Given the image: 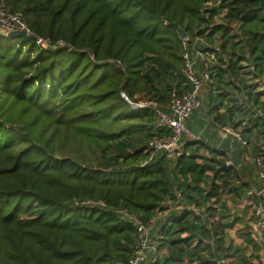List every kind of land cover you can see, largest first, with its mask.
I'll use <instances>...</instances> for the list:
<instances>
[{
	"label": "trees",
	"instance_id": "obj_1",
	"mask_svg": "<svg viewBox=\"0 0 264 264\" xmlns=\"http://www.w3.org/2000/svg\"><path fill=\"white\" fill-rule=\"evenodd\" d=\"M5 1L23 14L30 32L65 45L44 48L29 37L0 35V264H127L137 223L118 210L148 223L175 193L163 154L139 166L147 140L165 131L153 124V110L133 109L121 92L134 101L146 94L159 99L157 83L178 88L186 81L179 30L211 42L218 34L221 51L210 74L216 100L245 111L248 80L264 74V13L256 0H220L217 7L206 6L216 0ZM221 13L222 22L214 20ZM184 158L181 195L197 188L205 167L212 171L202 199H194L211 221L195 224L187 209L169 216L177 232L188 233L177 240L186 244V260L172 264H217L218 258L264 264L263 249L241 218L225 225L216 218L213 205L236 198L241 187L231 183L233 168L216 172L184 153L177 163ZM238 222L240 247L226 228Z\"/></svg>",
	"mask_w": 264,
	"mask_h": 264
},
{
	"label": "crops",
	"instance_id": "obj_2",
	"mask_svg": "<svg viewBox=\"0 0 264 264\" xmlns=\"http://www.w3.org/2000/svg\"><path fill=\"white\" fill-rule=\"evenodd\" d=\"M198 70H200V67H198ZM214 84L212 80L207 81L205 86L198 90L200 105L184 121L186 131L181 137V147L186 156H197L195 159L196 163L204 165V167L213 165L216 172L221 162H225L227 164L226 167L233 168L235 175L231 183L241 186L238 189L237 197L230 198V195H226L224 199L218 201L213 207L217 209L216 218L220 219L222 224L225 225L234 222V220L236 221L237 218H241L242 223L247 224L249 230L254 221L252 207L256 199L250 196L248 191L252 186L257 187L259 185L255 157L261 153L264 158V109L259 108L260 103H264V92H262L264 87L257 85L256 89L251 88V97L249 98L250 101L247 102V109L241 111L231 108V101L227 98L220 105V102L216 100L217 92L214 90ZM156 86L158 98L164 100L168 89L175 86V84L173 83L169 87L162 89H160L161 84L157 83ZM177 87L182 91L190 89L187 81L180 82ZM229 88L230 86L226 87V89ZM255 96H258L257 100L254 98ZM262 110L263 118L254 119L250 117L252 111L261 113ZM225 125L231 126L235 132H239L242 136V141L232 134L224 136L222 127ZM146 140H143V143ZM214 158H222V161L216 162ZM188 161V158H184L182 162L177 163L178 161L172 162L165 158L164 167L173 183V193H180L176 186L183 183L184 178L179 173V168L185 167V162L188 164ZM211 178V169H206L205 167V172L200 183L197 184V188H194V186L189 188L186 193H183L178 198L172 194L170 199L163 203V206H167V208L158 210L151 216L153 220L152 227L149 230L151 238L160 239L162 237L158 242L156 252L159 259L157 264H172L178 260H186V253L184 252L186 244L177 240L187 237L188 233L177 232V226L169 218L174 212L176 213L182 209L191 210L196 215L195 224L206 222L209 226L211 218L206 213H203L204 206L195 204L194 199H202L204 195V190L202 191V189H206L209 186ZM208 204L210 203L208 202ZM242 223L238 222L231 228L226 227L230 239L235 246L239 247L245 244L243 238L240 237V231L243 228ZM234 239L237 241L234 242ZM196 240L197 237L193 238L189 246H193ZM250 253L251 247L247 250V257ZM262 255L264 257V252ZM150 256L151 252L146 255L145 261L141 264H148ZM263 257L262 259L264 260Z\"/></svg>",
	"mask_w": 264,
	"mask_h": 264
},
{
	"label": "built area",
	"instance_id": "obj_3",
	"mask_svg": "<svg viewBox=\"0 0 264 264\" xmlns=\"http://www.w3.org/2000/svg\"><path fill=\"white\" fill-rule=\"evenodd\" d=\"M220 0L206 3L207 7H217ZM223 13L215 15L213 18L217 20ZM25 31L27 34L32 33L27 28V23L23 14L14 11L5 2L0 0V35L8 36L13 31ZM35 41L41 47H59L64 46L65 42L57 40L51 42L49 38L37 37ZM183 43V65L181 72L186 78L188 84H192L194 89L181 91L175 86L168 89L166 98L155 99L151 95L137 96L134 101H131L124 92L121 96L131 105L133 109L149 108L154 112L153 123L156 127L161 128L165 133L160 135H153L147 140L146 148L144 150L146 157L140 161L139 166H146L152 163L161 154L166 159L176 162L180 156L183 155L181 147V137L185 133L186 128L184 121L200 105L198 98V90L205 86V82L211 81L210 74L213 67L218 64L220 46L211 45L206 37L194 36L192 38H182ZM202 45V47H201ZM200 67V70H198ZM222 133L224 136L232 134L242 141V136L239 132H235L231 126H223ZM255 164L258 169L259 185L251 187L248 194L256 199L253 205L254 221L250 226V238L253 241L259 242L264 240V158L263 156L255 157ZM175 197H180L179 192H175ZM86 204L100 205L105 204L100 200H86ZM118 213L123 217L131 216L134 222L138 224L137 240L135 248L132 250L127 264H141L145 261L146 255L151 252L148 264H154L157 261V241L150 239L149 229L147 223H143L138 216L129 213L127 209H119ZM217 264H229L226 259L218 258Z\"/></svg>",
	"mask_w": 264,
	"mask_h": 264
},
{
	"label": "rangeland",
	"instance_id": "obj_4",
	"mask_svg": "<svg viewBox=\"0 0 264 264\" xmlns=\"http://www.w3.org/2000/svg\"><path fill=\"white\" fill-rule=\"evenodd\" d=\"M1 1H3V2H6L5 0H1ZM6 4L8 5V3L6 2ZM9 6V5H8ZM10 7V6H9ZM220 18V17H219ZM219 18H217V20H219V21H217V22H222L221 20H222V17L219 19ZM236 32H238V31H232V32H230L231 33V35L232 34H235ZM238 39V37L237 38H233V39H231V41L233 40V41H236ZM213 41L214 42H211L210 40H209V43L211 44V45H213L214 43H216V45H219L220 43H221V40L218 38V34H215V36H214V39H213ZM201 47H202V45H201ZM244 63H241L242 65H246L247 64V61H243ZM245 68H246V66H244ZM246 70V69H245ZM258 77H256V76H254V78H251L250 80H248L249 82L247 83L251 88H257L258 86L257 85H259V86H263L264 87V74H262V75H257ZM257 78V80H255L256 78ZM254 84H256V85H254ZM254 86V87H253ZM140 95V94H139ZM184 168V167H183ZM180 173V172H179ZM182 177H183V175H181ZM252 212H253V207H252ZM128 219H130V220H132V221H134V219L131 217V216H129V217H127ZM152 224H153V220H152V218H150L149 219V222L147 223V228L150 230V228L152 227ZM136 240H137V235H136ZM237 240H235L234 239V242H236ZM264 258V257H263Z\"/></svg>",
	"mask_w": 264,
	"mask_h": 264
},
{
	"label": "water",
	"instance_id": "obj_5",
	"mask_svg": "<svg viewBox=\"0 0 264 264\" xmlns=\"http://www.w3.org/2000/svg\"><path fill=\"white\" fill-rule=\"evenodd\" d=\"M256 1L258 2V9L264 13V0H256ZM179 32H180V38H184L186 36V33L182 29H180ZM8 36L9 37H21V36H25V37H29V38H31L33 40L36 39V35L35 34H33V33L27 34L25 31H21V30H17V31L10 32L8 34ZM189 86H190V89L191 90L194 89V86L192 84H189ZM226 166H227V164L225 162H221L220 165H219V167L217 168V171L225 168ZM135 227L137 228L138 227V224H136ZM259 243H260V245H261V247L263 249V252H264V240L261 239L259 241Z\"/></svg>",
	"mask_w": 264,
	"mask_h": 264
}]
</instances>
